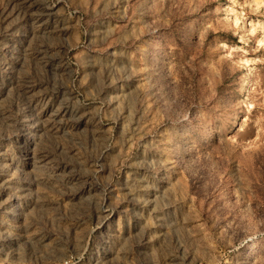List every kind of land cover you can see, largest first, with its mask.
<instances>
[{"label": "rangeland", "instance_id": "374dc122", "mask_svg": "<svg viewBox=\"0 0 264 264\" xmlns=\"http://www.w3.org/2000/svg\"><path fill=\"white\" fill-rule=\"evenodd\" d=\"M0 264H264V0H0Z\"/></svg>", "mask_w": 264, "mask_h": 264}]
</instances>
